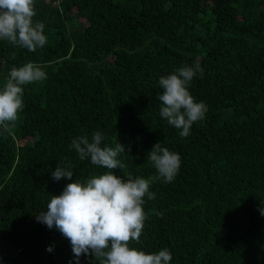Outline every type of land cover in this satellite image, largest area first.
I'll return each mask as SVG.
<instances>
[{"label": "trees", "instance_id": "16d2710c", "mask_svg": "<svg viewBox=\"0 0 264 264\" xmlns=\"http://www.w3.org/2000/svg\"><path fill=\"white\" fill-rule=\"evenodd\" d=\"M35 10L42 49L0 41V87L13 66L47 73L24 86L12 131L0 129V264H75L70 242L35 215L69 183L52 179L58 164L82 181L106 171L70 148L96 131L131 148L114 174L153 178L131 247L166 248L170 264H264V0H35ZM196 63L204 75L189 91L208 111L182 138L160 116L159 78ZM157 142L181 156L171 183L146 159Z\"/></svg>", "mask_w": 264, "mask_h": 264}, {"label": "clouds", "instance_id": "9594fccd", "mask_svg": "<svg viewBox=\"0 0 264 264\" xmlns=\"http://www.w3.org/2000/svg\"><path fill=\"white\" fill-rule=\"evenodd\" d=\"M37 15L35 0H0V41L35 52L47 43L45 25L34 22ZM204 69L199 63L184 64L167 76L159 78L162 94L160 116L179 130L180 137L190 135L194 123L204 120L207 105L190 93L191 81ZM47 73L36 63L28 62L13 66L0 87V129L11 132L16 126L25 105L24 86L42 82ZM102 132L80 135L72 139L80 160L90 159L91 164L106 169L102 174L92 175L86 181L74 179L73 165H57L51 177L54 181H69L59 195H51L46 211L35 215L36 222L55 228L70 242L75 264L81 256L91 257L99 264H170L172 255L168 249L146 253L130 245L139 244L149 219L145 212V197L154 200L150 191L153 178H126L112 170L127 167L120 159L131 151L130 146L119 141L114 146L103 144ZM147 161L156 169L158 177L165 183L174 181L181 167V156L170 151L160 142L147 153ZM264 215V208L261 209ZM52 248L47 249L52 252ZM72 264V261L69 262Z\"/></svg>", "mask_w": 264, "mask_h": 264}]
</instances>
